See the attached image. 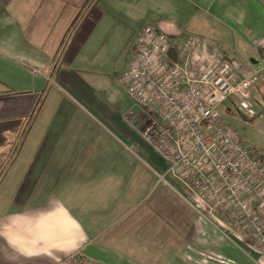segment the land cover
<instances>
[{
    "label": "crops",
    "instance_id": "0c3cea01",
    "mask_svg": "<svg viewBox=\"0 0 264 264\" xmlns=\"http://www.w3.org/2000/svg\"><path fill=\"white\" fill-rule=\"evenodd\" d=\"M91 1L0 0V121H30L18 144V134H7L0 149V264H60L73 256L87 264H264L249 242L224 237L187 204L175 207L172 191L156 183L141 190L142 177L124 159L95 163L94 150L110 146L94 142L89 125L79 126L75 105L96 111L128 139L134 131L73 67L83 65L81 52L106 15L100 0ZM197 5L209 25L230 33L235 49L216 42L226 59L249 73L263 53L264 0ZM155 24L169 35L204 37ZM237 44L255 56L244 58Z\"/></svg>",
    "mask_w": 264,
    "mask_h": 264
},
{
    "label": "built area",
    "instance_id": "2783aa9c",
    "mask_svg": "<svg viewBox=\"0 0 264 264\" xmlns=\"http://www.w3.org/2000/svg\"><path fill=\"white\" fill-rule=\"evenodd\" d=\"M126 65L119 80L139 110L133 119L165 165L163 176L154 173L176 180L178 195L224 237L264 254V158L219 113L234 99L238 112L254 116L251 90L264 83V57L240 73L209 39L145 26Z\"/></svg>",
    "mask_w": 264,
    "mask_h": 264
},
{
    "label": "rangeland",
    "instance_id": "374dc122",
    "mask_svg": "<svg viewBox=\"0 0 264 264\" xmlns=\"http://www.w3.org/2000/svg\"><path fill=\"white\" fill-rule=\"evenodd\" d=\"M94 1L92 0L91 3ZM100 3L106 15L96 25L93 36L81 52L78 61H81L83 65H73V67L82 70L80 77L96 91L102 100L100 103L108 109H113L133 129V138L130 136L131 139H128L120 134L96 111L83 104L74 106V109L78 111L75 119L77 121L78 118L79 126L89 125L94 142H102L110 146V150H94L95 163H97L96 159L103 160L108 157L111 162L124 159L131 165L132 170L135 169L136 176L142 177L141 190L154 189L156 183V189L172 191L175 207L185 208V200L177 193L182 192L181 185L168 176L165 178L166 182H163L154 173L164 175V171L156 162L159 159L158 156L142 140L140 127L133 119L134 116L139 115V110L133 106L119 78L126 70V63L131 57L133 46L142 28L155 27L158 20L168 21L181 29L196 32L206 39L217 42L221 48L235 49L234 41L229 32L209 25V18L197 8L198 0H100ZM219 42L223 43L224 47ZM236 46L243 52L241 54L244 58L251 59L255 56L253 50L245 45L237 44ZM255 88L257 92H254L251 97L252 111L255 115L252 120L251 116L246 115L247 121L236 115L227 116L226 108L235 111V107L229 102L219 108V113L222 121L231 126L242 142L264 158V83L256 85ZM35 108L36 104L30 111L31 116ZM129 112L132 115L127 117ZM27 120L23 123L24 128L30 123L29 119ZM21 140L22 137L18 134L16 143L18 144ZM133 184L134 182H131V185ZM14 201L17 204L22 202L21 193ZM149 203L144 206H149ZM78 259L79 256H73L60 264H78L76 262Z\"/></svg>",
    "mask_w": 264,
    "mask_h": 264
},
{
    "label": "trees",
    "instance_id": "16d2710c",
    "mask_svg": "<svg viewBox=\"0 0 264 264\" xmlns=\"http://www.w3.org/2000/svg\"><path fill=\"white\" fill-rule=\"evenodd\" d=\"M88 9H90V8L88 7L87 11H88ZM261 57H264L263 53H261ZM228 102L231 103L235 107V111H232L231 109L226 108L225 112H226L227 116L233 117L234 115H236L240 119L247 121L248 118L245 115H243V114L241 115L240 112H238L236 101L234 99H229V101H227L226 103H228ZM226 103H224L222 106H224ZM254 116H252V118H250V119L252 120L254 118ZM23 123L24 122L22 119H11V120L0 121V149L7 144V137H6L7 134H20V132L22 131V128H23ZM76 262L78 264H87L86 262L82 261V259L80 257H79L78 261H76Z\"/></svg>",
    "mask_w": 264,
    "mask_h": 264
}]
</instances>
